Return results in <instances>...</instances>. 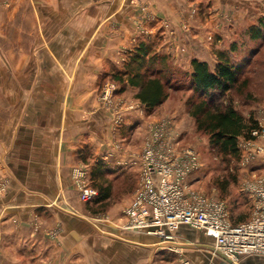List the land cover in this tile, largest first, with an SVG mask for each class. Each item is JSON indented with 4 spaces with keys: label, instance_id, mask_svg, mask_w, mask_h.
I'll use <instances>...</instances> for the list:
<instances>
[{
    "label": "crops",
    "instance_id": "obj_1",
    "mask_svg": "<svg viewBox=\"0 0 264 264\" xmlns=\"http://www.w3.org/2000/svg\"><path fill=\"white\" fill-rule=\"evenodd\" d=\"M137 1L174 27L172 37H144L157 51L170 53L175 62L197 58L211 67L213 51L236 40L230 30L239 5L252 6L250 0ZM2 2L0 173L8 186L0 193V264H18L27 257L32 264H156L148 256L164 259L172 245L193 264H264L260 254L240 255L235 262L214 255L212 240L187 225L175 229L171 239L137 230L119 238L90 233L72 213H81V206L71 169L82 165L90 172V163L77 152L86 147L110 164L130 160L140 155L139 149L106 144L108 117L130 105L122 110L123 124L138 130L146 123L135 108L140 100L130 96L131 85L102 102L105 107L96 87L110 72L123 69L136 21L141 18L148 31L159 25L148 23V12L130 0ZM194 5L207 6L209 16H193L189 8ZM46 226L57 227L59 237L44 234Z\"/></svg>",
    "mask_w": 264,
    "mask_h": 264
},
{
    "label": "rangeland",
    "instance_id": "obj_2",
    "mask_svg": "<svg viewBox=\"0 0 264 264\" xmlns=\"http://www.w3.org/2000/svg\"><path fill=\"white\" fill-rule=\"evenodd\" d=\"M0 0V5L4 6L5 3ZM252 6L239 5L240 11H238L237 21L230 30L236 40H232L235 43V48L232 53H229V57L236 63H242L243 70L240 79L247 78V84L240 90L234 89L226 95V98L232 99V104L235 108L245 117L250 116L257 121L258 126L264 125V47L259 40L249 39V31L251 27L258 24V19L264 16V0H250ZM6 2V1H5ZM131 3H135V6L140 11H147L145 13V20L151 24L158 23L157 30H149L145 27L146 31L137 32L135 40L133 41V47L149 34L159 37L160 35L172 37L174 36V27L171 22L166 18H157L153 12L148 11V5H140L137 0H130ZM206 3H208L206 1ZM138 4V5H137ZM191 14L194 16L198 14L202 17L209 16L207 6H192ZM208 12V13H207ZM242 13H247L243 18ZM242 19H239V18ZM142 20L136 21V25H140ZM152 26V25H151ZM134 27V28H135ZM133 28V32L136 31ZM173 30L172 33L170 30ZM134 35V34H133ZM143 38H142V37ZM133 38V37H132ZM214 38V37H213ZM233 38V39H234ZM154 39V38H153ZM149 43H151L149 41ZM154 48L153 43H151ZM155 49V48H154ZM226 49L216 48L215 50ZM178 50H180L178 45ZM214 56L215 55V51ZM256 52V53H254ZM181 53V52H179ZM169 58L176 64V68L171 73V81L177 80V82L185 85L180 89L166 88L167 95L165 99L154 108L148 110L142 103L136 104L135 108L138 111L143 112L146 123L136 130L135 125L130 127L123 124V112L125 109H129V106L124 107L121 105L119 111L120 119L117 122L113 120V117H108L110 124L109 131L105 134V142L113 147L124 144V147L131 150L141 149L149 135L151 127L157 123H164L170 121L172 123V131L175 133L176 143L180 147L191 146L197 153L199 158L198 167L188 176L187 188L198 193H202L207 197L217 198L225 202L229 218L232 223L242 222L250 218L253 210V196L251 192L245 187L247 182L255 180L257 177L264 175V153L258 150V146L264 142L263 137L256 136L253 139H245L240 136L237 139V146L239 155L237 157L224 154L217 148L213 147L209 142L208 134L201 130H197L194 124L193 118L188 114L185 105L186 98L192 93V90L186 87L189 78L185 76L190 68V60L175 62L170 53ZM127 54L125 55V60ZM248 59V61H247ZM217 61V59H216ZM114 73V72H113ZM112 72L109 73L107 80L102 79L97 84V96L101 105V95L108 93L109 95H115L121 93L130 84H127L123 89L122 85L111 78ZM113 80V81H112ZM173 83V82H172ZM129 85V86H128ZM129 93L133 96L137 92V88L131 86ZM105 107V105L103 106ZM134 108V107H133ZM141 109V110H139ZM144 127V128H143ZM106 146V145H105ZM106 152V151H105ZM77 155L83 162L90 163L88 171L89 185L94 187L95 185H109V197L104 200L96 198L97 194L89 201L83 202L77 198L81 206V213L73 212L84 223H87L89 232H95L99 236L109 238H119L126 232H134L131 229L123 228L126 217L123 213L125 206L132 201V193L136 188L140 178V161L139 155L131 156L130 160H124L110 164L106 162L105 158H98L87 151L86 147L77 152ZM106 155V154H105ZM7 177L0 173V184L7 182ZM72 180V178H71ZM73 181V180H72ZM7 185V184H6ZM8 186V185H7ZM6 186V188H7ZM0 193H3L0 191ZM51 217V216H50ZM49 216L44 217V219ZM72 217V220L79 221L80 218ZM40 223H44L41 220ZM42 227V225H41ZM44 234L50 237L58 238L59 229L57 227H49L41 229ZM167 250L168 255L166 258H160L158 255H149L150 259L156 260V264H193L185 255H182V249L178 245ZM217 255V254H214ZM218 256V255H217ZM27 257V256H26ZM159 257V258H158ZM220 257V256H219ZM153 260L152 263H153ZM188 262V263H187ZM15 264V262H13ZM18 264H32L29 257Z\"/></svg>",
    "mask_w": 264,
    "mask_h": 264
},
{
    "label": "built area",
    "instance_id": "obj_3",
    "mask_svg": "<svg viewBox=\"0 0 264 264\" xmlns=\"http://www.w3.org/2000/svg\"><path fill=\"white\" fill-rule=\"evenodd\" d=\"M134 30L133 41L137 32L146 31L143 24ZM110 97L105 93L101 100L108 102ZM111 117L118 122L119 111L113 110ZM252 135L264 139V125L253 129ZM175 139L170 121L151 127L139 155V182L132 201L123 210V228L171 239L175 229L187 225L212 240L213 254L219 253L230 261L245 254L264 256V175L245 185L253 196L250 218L232 223L224 201L187 188L188 176L199 165L198 153L191 146H178ZM257 148L264 153V142ZM71 178L79 200L86 202L96 196L84 166H73ZM5 188L1 183L0 191L5 192Z\"/></svg>",
    "mask_w": 264,
    "mask_h": 264
},
{
    "label": "trees",
    "instance_id": "obj_4",
    "mask_svg": "<svg viewBox=\"0 0 264 264\" xmlns=\"http://www.w3.org/2000/svg\"><path fill=\"white\" fill-rule=\"evenodd\" d=\"M251 28L249 39H260L259 43L262 42L264 47V16ZM234 42L226 49L215 50L217 61L214 67L204 60L191 58L185 76L189 78L186 87L192 93L186 98L185 105L196 129L208 134L210 144L224 154L237 157L238 137L255 138L252 130L258 128V124L251 116L245 118L232 104V99L226 98L236 87L240 90L246 86L248 80L240 79L244 70L242 63H236L229 57L235 48ZM150 44L146 40L139 41L128 51L123 69L111 75L122 85V89L127 84L136 87V97L148 110L165 99L166 88L180 89L185 86L177 80L171 81L170 75L178 67L168 54L157 51ZM94 187L98 189V201L109 197V185Z\"/></svg>",
    "mask_w": 264,
    "mask_h": 264
},
{
    "label": "bare ground",
    "instance_id": "obj_5",
    "mask_svg": "<svg viewBox=\"0 0 264 264\" xmlns=\"http://www.w3.org/2000/svg\"><path fill=\"white\" fill-rule=\"evenodd\" d=\"M217 255H219L221 258H223L222 256H221V254H219V253H217ZM235 262V261H234Z\"/></svg>",
    "mask_w": 264,
    "mask_h": 264
},
{
    "label": "water",
    "instance_id": "obj_6",
    "mask_svg": "<svg viewBox=\"0 0 264 264\" xmlns=\"http://www.w3.org/2000/svg\"><path fill=\"white\" fill-rule=\"evenodd\" d=\"M224 259H226L223 255H221Z\"/></svg>",
    "mask_w": 264,
    "mask_h": 264
}]
</instances>
